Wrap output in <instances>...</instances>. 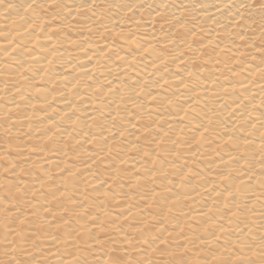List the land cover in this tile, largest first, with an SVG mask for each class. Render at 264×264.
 <instances>
[{"label": "bare ground", "instance_id": "bare-ground-1", "mask_svg": "<svg viewBox=\"0 0 264 264\" xmlns=\"http://www.w3.org/2000/svg\"><path fill=\"white\" fill-rule=\"evenodd\" d=\"M0 264H264V0H0Z\"/></svg>", "mask_w": 264, "mask_h": 264}]
</instances>
